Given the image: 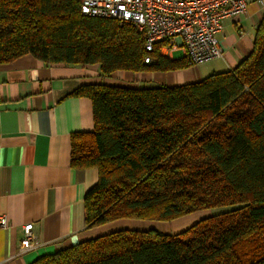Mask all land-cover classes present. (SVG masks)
<instances>
[{
  "label": "trees",
  "instance_id": "obj_1",
  "mask_svg": "<svg viewBox=\"0 0 264 264\" xmlns=\"http://www.w3.org/2000/svg\"><path fill=\"white\" fill-rule=\"evenodd\" d=\"M82 0H0V63L118 70L190 67L145 47L130 23L83 14ZM150 55L152 61L144 62ZM94 129L71 135V165L96 167L85 222H168L218 208L179 233L122 228L40 255L30 264H264V15L234 68L182 85L91 83Z\"/></svg>",
  "mask_w": 264,
  "mask_h": 264
},
{
  "label": "crops",
  "instance_id": "obj_2",
  "mask_svg": "<svg viewBox=\"0 0 264 264\" xmlns=\"http://www.w3.org/2000/svg\"><path fill=\"white\" fill-rule=\"evenodd\" d=\"M263 15L264 0L250 2L237 20H225L219 39L226 67L220 71L234 68L249 54ZM196 66L103 75L98 63L45 62L30 54L0 63V215L9 220L7 228H0V264H30L42 254L122 228L153 225L171 232L169 221L119 219L87 226L84 196L97 183L99 170L71 165V135L94 129L93 105L89 97L71 93L102 82L182 85L218 72L194 70ZM28 222H33L40 243L22 250L20 240Z\"/></svg>",
  "mask_w": 264,
  "mask_h": 264
},
{
  "label": "built area",
  "instance_id": "obj_3",
  "mask_svg": "<svg viewBox=\"0 0 264 264\" xmlns=\"http://www.w3.org/2000/svg\"><path fill=\"white\" fill-rule=\"evenodd\" d=\"M250 2L263 0H82L83 14L130 23L145 33V47L152 51L160 44V54L174 58L176 51L191 65L203 64L224 54L219 33L227 18L238 19ZM150 55L144 62L152 61ZM9 220L0 215V228ZM33 222L23 226L22 250L35 248L40 241Z\"/></svg>",
  "mask_w": 264,
  "mask_h": 264
},
{
  "label": "rangeland",
  "instance_id": "obj_4",
  "mask_svg": "<svg viewBox=\"0 0 264 264\" xmlns=\"http://www.w3.org/2000/svg\"><path fill=\"white\" fill-rule=\"evenodd\" d=\"M181 56H182L181 52H178V53H175L174 57H181ZM225 67H226V64H225L223 58H219V59L215 58V59L207 61L203 64H200L196 67H193V68H194V70L198 68L204 72L206 71L205 73H208V72L212 73L213 71L220 72V69H224ZM222 71H224V70H222ZM221 210L222 209H218V208L203 209V210H199V211L187 214L185 216L179 217L175 220L169 221V222H171V229H170L171 232L170 233L182 232V231L186 230L187 228H189L190 226H192L193 224L200 221L201 219L209 216L210 214L221 211ZM150 228L159 229L153 225L150 226Z\"/></svg>",
  "mask_w": 264,
  "mask_h": 264
}]
</instances>
